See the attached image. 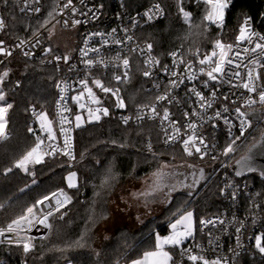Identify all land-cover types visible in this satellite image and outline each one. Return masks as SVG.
I'll return each instance as SVG.
<instances>
[{"label":"trees","instance_id":"obj_1","mask_svg":"<svg viewBox=\"0 0 264 264\" xmlns=\"http://www.w3.org/2000/svg\"><path fill=\"white\" fill-rule=\"evenodd\" d=\"M108 2L113 10L121 9L130 13H136L152 3H159L163 7L164 18L139 31L141 41L153 44L154 53L162 59H167L170 52L179 49L188 57H195L193 53L196 49H199L200 54L208 53L217 38L226 43L233 42L245 17L250 16L257 21L264 16V0H229L222 30L214 26H209L207 31L203 30V26L190 30L178 10L177 0ZM183 6L192 13L193 24H201L205 5L196 4L194 0H184ZM54 8L56 0H48L42 17L25 19L17 15L11 7L7 11L10 19L1 39L11 45L18 37L33 35L36 29L47 30L48 26L54 25L55 18L46 27H40V23ZM260 29L264 32V23ZM201 32L202 35L198 34ZM54 54L65 55L60 50H54L37 61L14 57L3 69L11 70L2 88L7 93V102L12 103L13 107L7 114L9 137L0 142V227L5 226L36 200L59 189L70 193L73 204L67 211L62 212L67 213L62 220L58 218L61 213L51 219V233L35 244L33 252L25 256L20 247L0 245V261L5 260L8 264H19L22 260H26L28 264H122L133 261L141 256L142 247L153 241L156 233L165 234L168 223L188 208L195 209L197 225L205 217L219 214L225 174L254 185L264 207V178L258 171L239 176L230 169L226 173L219 172L220 163L217 160L208 157L200 159L199 156L187 157L180 149H165L160 146V135L154 125L125 126L113 113L102 117L98 122L76 128L75 160L71 164L61 157H46L43 163L28 172L14 167L15 162L36 143V124H33L31 108L39 113H47L54 119L60 75L55 66L46 61ZM122 90L125 100L135 106L152 102V98L145 95L148 92L147 83L140 68L132 72L131 81L122 86ZM261 113H264V109ZM263 121L257 123L243 143L235 145L236 150L228 164L236 163L247 155L250 147L262 139ZM30 127L34 130L33 133L28 131ZM229 142L226 141L225 146ZM149 144L155 146V149L146 151ZM185 158L212 163L209 170L211 172L191 195H177L163 217L151 220L138 231L122 228L102 244H97V231L110 218V203L120 186L129 180L142 179L157 170L162 163ZM9 168L12 171H6ZM109 169L115 178L109 179L102 186ZM73 172L76 173L78 184L76 188H69L67 178ZM181 197L187 200L185 204ZM82 234H85L82 247H67ZM237 264H264V257L255 250L252 254L241 257Z\"/></svg>","mask_w":264,"mask_h":264},{"label":"snow or ice","instance_id":"obj_2","mask_svg":"<svg viewBox=\"0 0 264 264\" xmlns=\"http://www.w3.org/2000/svg\"><path fill=\"white\" fill-rule=\"evenodd\" d=\"M36 4H39V0H34ZM83 2V0H81ZM196 4L203 3L205 5L204 14L201 18V24L194 25L192 20V13L185 10L184 0H177L178 10L181 13L183 20L186 25H188L191 30L193 27L201 28L207 31L209 26L215 25L219 29H223L225 23V10L229 7V0H194ZM4 3L7 4V0H4ZM56 8H59L60 11L56 12ZM56 8L47 13V18L40 23V27H46L51 20L55 18L54 13L57 15H63L65 9H71L72 13L75 14L77 9L73 5V0H66L62 5L57 0ZM26 9H30L34 13H40L41 9L39 7L32 8L28 3V0H24V7L20 10L23 12ZM164 15L163 7L157 3L152 6L147 12L144 13V16L147 17L148 21L159 18ZM250 18H245L244 23L239 27V33L236 37V43L225 44L222 39L217 38L213 41L212 50L205 54H200L199 49H196V52L193 53L197 57L195 63L198 64V69L194 66L193 61L185 59V53L181 51H173L169 53V56L172 58V66L162 65V72L164 75L168 76V83L164 87L162 94H158L155 97L156 103L149 106H140V109L143 110L144 107H148L150 112L149 118L160 117L161 123L167 121L172 131L169 134L166 132L165 143H172L180 139L181 137V128L178 127V121L171 120V113L168 108L163 109L162 115L157 111V104L160 102L167 101L168 103L172 102L171 90L179 87L185 82V80L192 82L195 81L198 76H206L207 79L204 80L203 86L207 88L209 82H218V83H230L232 87L243 88L246 90L249 95L247 97H240L238 99L242 100V103L235 107L234 113L235 118L239 122V136H233L232 134V121L227 117L224 118L225 124L229 126V137L230 142L226 144L223 149L222 155L229 156V154L235 152L236 142L245 136V132L249 127H251L250 120L248 118V113L243 110L245 108H251L253 105L260 104L264 106V84L260 83L262 80V73L260 69H264V34H259L252 30L250 26ZM64 26L68 27V20H64ZM82 22L78 19H73L71 21V26L75 27L76 25L81 24ZM7 27L5 19L0 17V32L4 31ZM38 29L33 31V36H36ZM127 31V29H125ZM115 32V30H113ZM49 34L51 35V29H49ZM200 35L203 32L198 33ZM92 35H104L101 33H94ZM133 37L128 36L127 40L131 41ZM251 45V47L240 48V45L243 43ZM27 42L25 40H20L19 43L15 46L16 48H22ZM39 43V40L36 41ZM85 47L81 49L80 55L82 63H84L89 69L94 65L100 64L107 67V62L100 56L101 49L97 47H88V39H85ZM109 41L107 39L102 40L101 46H107ZM113 43L120 45L124 41L119 39H113ZM35 47V44H33ZM153 44L147 43L145 47L140 48L137 45L135 48H130V52H137L143 56H146L144 60L145 70H143V76L151 77L152 68L155 66H160V60L152 55ZM234 49H238L235 50ZM51 48L45 49V52H51ZM89 53H96L99 58L90 57ZM245 53L251 54V56H245ZM13 52L8 48L4 47V41L0 40V56H12ZM23 55L30 56L31 53L24 51ZM55 59L60 61L63 59L67 63L70 59L69 55H64L63 57L56 56ZM115 61L119 62L118 66L123 68L122 75H115L114 80L119 83H126L130 80V71L131 65L130 60L127 56L121 57L117 55ZM247 61V63H245ZM0 63H3L0 60ZM184 65L183 72H179L178 69L180 65ZM72 67H75L73 65ZM243 69L244 71H241ZM10 69H5L0 73V85H3L5 80L10 74ZM228 79H225V78ZM233 80L238 81L239 83H233ZM80 90L76 95L72 96L71 99L78 105V112L74 116V127L81 128L85 123V118L81 114L82 112H87V122L91 123L93 121L98 122L102 116H108L109 110L106 107H102L100 99L96 96L93 91V87L89 86L88 79H81L79 82ZM92 84L99 88L105 94H111L116 97L117 107L124 108L125 102L123 98L120 97L119 88L108 87L104 84L101 79H93ZM57 87H60L58 84ZM155 87L160 88L159 84H156ZM65 89H61L63 92ZM189 92L196 98L197 107H193L192 112H184V118L188 120V123L184 126V131L186 133V138H184L181 143L184 152L188 156H192L194 152L200 154L201 159L205 155H208L209 145L206 143L205 138L197 134V129L200 125L196 120H192L190 117H196L199 120H204L207 109L213 107V103L217 97V90L213 89L210 92L209 97H205L204 94L197 90L195 85L189 89ZM7 93L0 87V140L7 139V114L9 110L13 107L12 103H8L6 100ZM64 97H61L63 100ZM225 100H228L227 95L224 96ZM233 104L236 103L235 100L232 101ZM91 105H96L92 107ZM224 112H228L229 109L227 106L223 109ZM71 112V109L67 107L66 104H60L58 109L59 116V133L62 138V144L58 142V137L56 131L53 127V122L49 120L47 113H35L37 120L40 124V129L47 133V144L41 136L36 135L35 145L28 150L20 159L15 162L14 167L22 169L25 172H28L29 164H41L44 162L45 157L55 158L57 155H63L69 160H75V154L73 151V137L72 127H65V125L73 124V120L70 119L65 113ZM216 118H221V111L215 112ZM142 115H137V119H142ZM130 117H122L123 123L127 124ZM208 120H211L212 117H207ZM30 133H33L34 130L30 127L28 129ZM190 133V134H187ZM115 143V141L113 142ZM261 143L264 144V134H262ZM124 145H120L123 147ZM254 144L251 147H256ZM212 147H215L213 145ZM251 147L249 151H251ZM149 151H151V144L148 145ZM194 150V151H193ZM213 159H216L213 156ZM237 166H239L240 171L236 172V175H241L244 171L247 172H256L258 171L251 162V156L245 155L241 157L240 160L236 161ZM192 167V166H189ZM6 171H12L11 168ZM260 174L264 176V169L259 170ZM157 179L154 181V190H162L160 181L164 177L165 173L162 171H157L153 174ZM194 177L193 183H198L195 179V173L192 174ZM201 178H203V170L200 172ZM76 173H70L68 180L69 188H76L77 184L75 183ZM115 175L112 173L111 169L108 170L106 179L102 182L107 184L109 179H114ZM174 190V187L173 189ZM151 193H140V195H150ZM99 195V193H97ZM235 195V194H233ZM47 202V203H46ZM72 202V198L64 192L63 189H59L57 192H53L50 195H45L42 198L35 201L34 204L24 208L20 214L16 215L13 219L10 220L5 226L0 227V244L7 243L9 246L15 245L16 247H22L23 253L27 256L29 253L33 252L35 249V244L33 243L34 237L32 236H21L22 232L31 231L32 227L35 224L42 225L45 229L51 233L53 224L50 221V218L54 217L56 213H61V209L64 208L67 204ZM42 205H45L49 210L44 212ZM2 207V206H0ZM67 213H61L59 219H63ZM91 220V217H89ZM220 224H224L223 220L218 221ZM217 223L216 220H201V225H208ZM240 226L236 227L235 231L238 234L236 236L237 246H240V237L239 233L244 226V222H239ZM87 227V226H86ZM171 233L167 236L161 237L157 234L155 241V249L153 251H147L144 253L143 258L139 260H134L132 264H176L172 253L166 250V247L180 248L181 256L186 255L187 260L191 261L192 264H229V260L226 256H216L214 259H207L205 256L200 254H193L191 248H183L182 245L185 240L194 237L195 225L193 219L192 211H184L179 218L175 219L174 222L170 224ZM84 235L82 234L80 238L74 241L72 244L67 245V247L72 246H83ZM47 236H41L40 239H46ZM212 241L210 240L209 243ZM255 248L258 252L264 256V233L258 234L254 237ZM199 247V245H197ZM62 250V249H61ZM234 251V250H233ZM234 254L238 255V253ZM25 264L27 262L25 261Z\"/></svg>","mask_w":264,"mask_h":264},{"label":"built area","instance_id":"obj_3","mask_svg":"<svg viewBox=\"0 0 264 264\" xmlns=\"http://www.w3.org/2000/svg\"><path fill=\"white\" fill-rule=\"evenodd\" d=\"M48 0H39V4H36L34 0H28V3L32 8L39 7L41 9L40 13H34L30 9H26L25 11H21L20 9L24 7V0H7L9 2L8 6L4 8V0H0V17L5 19L6 25H8L10 16L7 12L11 7L14 12L20 17L25 19H39L46 12V3ZM66 0H59V3L62 5ZM57 4V0H56ZM157 3H152L136 13H130L120 10H113L112 5L108 2V0H73V5L77 9L76 13L73 14L71 9H65L63 11V15H57L54 13V25L60 27L66 31H74L76 32V41L77 44L76 51L74 55H70V59L67 63L61 59L57 61L55 59L56 56L63 57L61 54H54L49 57L46 61L50 65H54L57 72L60 75V79L58 84L60 87H57V95L54 104V119L53 123L55 126V130L58 134V142L62 144V138L59 133V116L58 109L60 104H66L67 107L71 109V112L65 113L70 119L73 120V124L65 125V127H72V137H73V151L75 154V130L74 127V115L78 110V105L71 99L72 96L76 95L80 90L79 81L81 79H88L89 86L93 87V91L96 96L100 99L102 107H106L109 110V114H116L119 118V121L125 126H141L144 124H152L154 125L160 135V146L165 149H180L185 155L186 153L183 150L181 141L186 138V133L184 131V126L188 123V120L184 118V112H192L193 107H197L196 98L189 92V89L195 85L197 90L201 91L205 97L210 96V92L213 89L217 90V97L215 102L213 103V107L207 109L204 120H199L196 117H190L192 120H196L198 125H200L197 129V134L201 135L205 138L206 143L209 145L208 155L204 157H208L214 161L217 160L219 162L218 171L227 172L230 169V164H228L229 159L233 156V153L229 154V156L222 155L223 149L225 147V142L230 141L229 126L225 124L224 118L227 117L232 121L234 125L231 129L233 136H239V122L235 118L234 109L236 106L242 103L240 97H247L249 93L246 92L243 88L232 87L230 83H218V82H209V86L205 88L203 86V81L207 79L206 76H198L195 81L189 82L185 80L183 84L179 87L171 90V98L172 102L168 103L167 101L160 102L157 104V111L162 115L163 109L165 107L168 108L171 113L170 119L178 121V127L181 128V137L179 140L172 143H165L167 138L165 129L170 134L172 129L169 126V122L165 121L161 123L160 117L149 118L151 115L148 107H144L143 110L140 109V106H149L151 104L156 103L155 97L158 94H162L164 87L168 83L169 77L164 75L162 72V65L172 66V58L169 56L167 59H162L156 56L152 49V55L156 56L160 60V66H155L152 68V76L145 77L143 76V70H145L144 60L146 56H143L137 52H130V48H135L137 45L140 48L145 47V43H143L139 36V31L141 28L146 26L155 25L160 22L164 15L153 19L152 21H148L147 17L144 16V13L147 12L152 6ZM230 5V3H229ZM228 9V8H227ZM225 10V18L226 12ZM60 9L56 8V12H59ZM245 18H250V26L253 31L264 34V32L260 29L261 25L264 23V16H261L257 21H255L252 17L247 16ZM244 18V20H245ZM73 19H78L82 23L76 25L75 27L71 26V21ZM64 20H68L69 26H64ZM240 24V26L244 23ZM239 26V27H240ZM127 29V31H125ZM115 30V32H113ZM5 30L0 32V40H2V36ZM47 30L43 29L38 31L36 36H21L16 38L11 45H7L4 41V47L8 48L13 52L12 56H0V60L3 63H0V73H2L4 67H6L9 62L14 57H20L23 60L28 61H37L49 55L50 52H45V49L49 48ZM94 33H101L104 35H92ZM239 33V28H238ZM237 33V35H238ZM234 41L231 43L225 44H233L236 43V37ZM131 36L133 39L131 41L127 40V37ZM85 39H88V47H97L101 49L100 56L107 62V67L97 64L91 67L90 69L82 63L80 51L85 47ZM107 39L109 41L107 46H101L102 40ZM113 39H119L124 41L123 44L117 45L113 43ZM20 40H25L27 43L22 48H16L15 46L19 43ZM39 40V43L36 41ZM35 44V47H33ZM243 47H251L246 42L240 45V48ZM238 50V49H234ZM24 51H28L31 53L30 56L23 55ZM177 51L184 52L182 49ZM120 55L122 58L127 56L130 60L131 71H130V80L126 83H117L114 80L115 75H122L123 68L118 66L117 61H115V57ZM202 55V54H201ZM245 56H251L249 53H245ZM90 57L99 58L96 53H89ZM186 60H191L194 63V66L198 69V64L195 63L197 57H188L185 55ZM247 63V61H245ZM75 65V67H72ZM140 68L143 79L147 83L148 92L145 94L152 98L151 103L133 105L131 102H127L124 98V93L122 90V86L128 84L132 78V72ZM184 65H180L178 71L183 72ZM241 71H244L241 69ZM262 73V80L260 83L264 84V69H260ZM93 79H101L104 84L108 87L119 88V95L123 98L125 102L124 108L117 107L116 97L111 94L103 93L99 88H96L92 84ZM225 79H228L227 77ZM233 83H239L238 81L233 80ZM57 84V85H58ZM156 84L160 85V88L155 87ZM61 89H65L63 92ZM227 95L229 97L228 100L224 99V96ZM64 97L61 100V97ZM235 100L236 103L233 104L232 101ZM92 107H96V105H91ZM227 106L229 111L224 112V107ZM264 109V106L260 104L253 105L251 108H245L248 114L254 111H261ZM221 111L222 117L216 118L215 112ZM39 113L35 110V108H31V115L33 119V124H36L35 131L36 134L41 136L42 139L45 140V144H47V133L43 132L40 129V126L37 122L36 115L33 112ZM86 112V111H85ZM142 115V119H137V115ZM105 117V116H102ZM122 117H130L127 124L123 123ZM207 117H212L211 120H208ZM250 120V119H249ZM251 121V120H250ZM253 132V128L249 127L245 132V136L241 137L240 140L236 142V144L243 143ZM190 134V133H187ZM9 137V135H8ZM7 137V138H8ZM6 139H2L0 142ZM215 145V147H212ZM146 151H149L148 146L145 148ZM155 149V146L151 145V150ZM194 151V150H193ZM188 156V155H187ZM199 156L200 154H194L189 157ZM213 156L216 159H213ZM56 157H61L67 160L70 164L73 160H69L67 157L63 155H57ZM58 190L54 191L57 192ZM67 193L68 196L72 198L70 193ZM53 193V192H52ZM51 194V193H50ZM48 194V195H50ZM235 194V195H233ZM47 203V202H46ZM221 212L217 215L210 216L203 220H216L217 223L215 225H199L198 234L195 238H192L185 242L182 247L183 248H191L193 254H200L205 256L207 259H214L216 256H226L229 260V264H237L241 257L247 254H252L256 248L254 243V237L258 234L264 233V207L261 202V198L259 192L257 191L254 185H251L245 181L240 179L232 178L231 176L225 174L223 179V185L221 188ZM67 204L64 208L61 209V213L67 211L71 205ZM44 212H47L49 209L45 206H41ZM60 213H56L58 215ZM55 215V216H56ZM53 218V217H52ZM50 218V221L51 219ZM223 220L225 223L220 224L218 221ZM243 221L244 226L239 233L240 237V246H237L236 236L238 235L235 231L236 227H239V222ZM49 232L40 224H35L31 231L22 232L21 236H32L34 237L33 243L36 244L39 241L41 236H48ZM44 240V239H43ZM212 241L209 243V241ZM0 245L9 246L7 243H3ZM199 245V247H197ZM16 247L15 245H12ZM22 248V247H20ZM234 250V251H233ZM23 251V249H22ZM238 253V255L234 254ZM181 249L176 248V256L174 258L176 264H192L191 261L187 260L186 255L181 256ZM30 254V253H29ZM25 255V254H24ZM26 260L20 261L19 264H25ZM27 262V261H26ZM0 264H8L5 260H1ZM28 264V262H27Z\"/></svg>","mask_w":264,"mask_h":264},{"label":"rangeland","instance_id":"obj_4","mask_svg":"<svg viewBox=\"0 0 264 264\" xmlns=\"http://www.w3.org/2000/svg\"><path fill=\"white\" fill-rule=\"evenodd\" d=\"M211 26L216 27L215 25H211ZM49 29H51V35L49 34ZM47 31H48L47 36H48L49 48H51L52 51L60 50L65 55H69V56L74 55L77 48V44L75 43L76 32L63 30L56 25L48 26ZM0 87H2V85H0ZM77 112L78 110L76 111L75 114H77ZM81 114L85 118V123L83 126L96 122L93 121L91 123H88L87 112L84 111ZM48 118L53 122V120L50 118L49 115ZM37 122L39 124L38 120ZM257 123L258 122L250 121L252 128L256 127ZM53 127H54V123H53ZM261 140L258 143H256L257 146L254 147L248 154L251 156V161H254V163L256 161L258 162L261 159L262 160L264 159V153H263L264 144L261 143ZM210 164L212 163H209L208 161L205 160L195 161L186 158L182 160H178L176 162H172V161L165 162L162 163L157 170L146 175L142 179L129 180L126 184L120 186L117 189L110 203L111 206L110 218L107 221H105L97 231L96 234L97 244L100 245L104 242V240H108L119 229L128 228L131 231H138L151 220L155 218L157 219L163 217L171 201L177 195L179 194L191 195L193 191L202 183V181L211 172L209 171L211 167ZM256 164L257 163H255V166H257ZM36 165L39 164H29L28 169H31ZM235 165L236 163L230 164V170L233 173H235L236 171ZM20 170L23 171L22 169ZM201 170H203V178H201L200 176ZM157 171H162L163 173H165L164 177L160 181L162 190H154V181L157 178L153 174L156 173ZM238 171H240V169H238ZM193 173L196 174L195 179L198 181V183L195 184L193 183L194 181V177L192 175ZM77 181L78 180L76 177L75 178L76 184ZM173 187L174 190H172ZM140 193H151V194L145 196V195H140ZM181 198H182V203L185 204L187 200L184 199V197ZM186 211L193 212L195 232H194V237L192 238H195L199 230V225H197V220L195 216V209L191 207L188 208ZM177 218H179V216H177ZM206 218L208 217H205L204 219ZM175 219L171 220L170 223H168L167 232L165 234L156 233L154 240L149 243H146L142 247L141 256L135 260L142 259L145 252L153 251L155 249V241L157 234L160 235L161 237H164L171 233L170 224L174 222ZM192 238L185 240L184 243ZM173 249L175 248L166 247V250L170 251L171 253ZM133 261L122 264H132Z\"/></svg>","mask_w":264,"mask_h":264},{"label":"water","instance_id":"obj_5","mask_svg":"<svg viewBox=\"0 0 264 264\" xmlns=\"http://www.w3.org/2000/svg\"><path fill=\"white\" fill-rule=\"evenodd\" d=\"M8 4H9V2H7V4H5L4 5V8H6L7 6H8ZM260 114H261V111H254V112H251V113H249L248 114V118L251 120V121H253V122H261V121H263L262 120V118H261V116H260ZM263 124H264V121H263ZM1 141V140H0ZM254 147H251V150L253 149ZM250 152V151H249ZM249 152L247 153V155L249 154ZM263 153H264V149H263ZM252 162V164L255 166V163H257L256 165L257 166H255V168L258 170V172L260 173V171L259 170H262V169H264V159L262 160H260V161H256L255 163H254V161H251ZM238 169H240L239 168V166H237V164L235 165V173L238 171ZM246 173H248L247 171H244L241 175H245ZM262 176V175H261ZM263 178H264V176H262Z\"/></svg>","mask_w":264,"mask_h":264},{"label":"crops","instance_id":"obj_6","mask_svg":"<svg viewBox=\"0 0 264 264\" xmlns=\"http://www.w3.org/2000/svg\"><path fill=\"white\" fill-rule=\"evenodd\" d=\"M54 127H55V126H54ZM55 131H56V130H55ZM56 134H57V132H56ZM57 137H58V134H57ZM76 177H77V176H76ZM77 180H78V179H77ZM77 184H78V181H77ZM175 252H176V248L172 250V253H173V257H174V258H175V256H176V255H175Z\"/></svg>","mask_w":264,"mask_h":264},{"label":"flooded vegetation","instance_id":"obj_7","mask_svg":"<svg viewBox=\"0 0 264 264\" xmlns=\"http://www.w3.org/2000/svg\"><path fill=\"white\" fill-rule=\"evenodd\" d=\"M260 116H261V118H262V120H263V119H264V115L261 113Z\"/></svg>","mask_w":264,"mask_h":264}]
</instances>
